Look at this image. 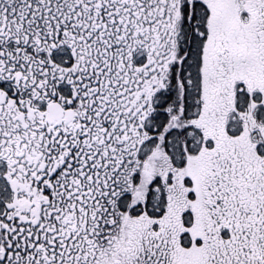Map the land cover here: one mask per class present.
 I'll return each instance as SVG.
<instances>
[{
	"label": "snow or ice",
	"instance_id": "6c2138e0",
	"mask_svg": "<svg viewBox=\"0 0 264 264\" xmlns=\"http://www.w3.org/2000/svg\"><path fill=\"white\" fill-rule=\"evenodd\" d=\"M0 264H264V0H0Z\"/></svg>",
	"mask_w": 264,
	"mask_h": 264
}]
</instances>
